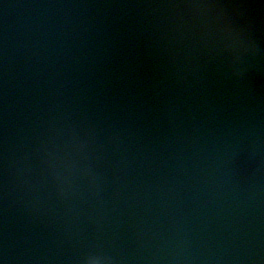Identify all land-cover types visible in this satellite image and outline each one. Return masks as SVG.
Listing matches in <instances>:
<instances>
[{
	"label": "clouds",
	"instance_id": "obj_1",
	"mask_svg": "<svg viewBox=\"0 0 264 264\" xmlns=\"http://www.w3.org/2000/svg\"><path fill=\"white\" fill-rule=\"evenodd\" d=\"M136 6L152 15L157 42L169 56L173 75L194 73L199 57L215 61L224 78L234 82L260 70L264 40L256 25L264 24V0H153ZM250 10H256L255 17ZM102 147L91 129H53L34 149L41 169L36 181L5 139L0 154V195L5 204L16 196L36 215L58 221L69 244L56 251L44 246L17 250L6 232L0 264H264V235L259 231L245 233L219 251L194 249L182 231L155 223L138 225L127 246L109 239L98 226L85 231L82 223L96 220L98 225L109 213L102 194L104 174L96 167ZM41 188L47 192L42 194Z\"/></svg>",
	"mask_w": 264,
	"mask_h": 264
}]
</instances>
